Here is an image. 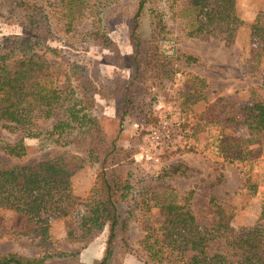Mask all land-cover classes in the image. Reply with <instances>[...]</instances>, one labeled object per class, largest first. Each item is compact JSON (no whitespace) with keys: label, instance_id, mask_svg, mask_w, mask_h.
<instances>
[{"label":"trees","instance_id":"obj_1","mask_svg":"<svg viewBox=\"0 0 264 264\" xmlns=\"http://www.w3.org/2000/svg\"><path fill=\"white\" fill-rule=\"evenodd\" d=\"M118 1L101 0L104 5ZM190 8L196 19L188 32L190 38L218 37L232 42L244 25L235 0H191ZM0 17L17 20L27 32L25 37L0 45V122L21 133L1 146L13 162L0 163V212L15 214L17 228L24 235L38 236L40 249L36 256L0 253V264H45L50 259L77 256L104 232L105 255L98 264H108L119 247L129 246L135 205L146 212L153 207L164 212L162 221L147 227L138 242L145 264H264V214L253 229L239 232L232 224L234 215L211 196L212 222L201 225L192 207L195 190L184 195V202L177 200L173 188L159 198L139 191L143 176L133 158L138 142L133 138L129 147L120 144L126 117L135 116L147 123L155 120L153 105L181 71V65H207L198 54L179 47L172 56L163 53L162 43L169 39L171 28L159 1L138 0L130 30L133 52L128 79L104 77L96 66L89 68L71 61L44 41L56 35L57 23L70 34L88 17L91 43L116 55L115 65L122 67L119 48L89 0H60L54 8L15 0L13 13L7 15L0 9ZM250 36L264 45V18L252 24ZM190 76L193 87L186 99L191 109L207 100L208 82ZM97 98L118 106L120 128L115 136L108 135L100 120ZM243 112L247 124L259 127L264 135V98L243 107ZM38 114L51 123L39 126ZM28 138L43 140L49 148L68 153L25 163ZM85 164L97 167V173L88 197L82 198L74 192L73 178ZM199 172L185 161H176L164 167L158 177L193 178ZM249 182L247 177L246 184ZM56 219L66 221V240L79 243L78 251H60L59 242L51 238L50 223ZM3 221L4 215H0V231Z\"/></svg>","mask_w":264,"mask_h":264},{"label":"rangeland","instance_id":"obj_2","mask_svg":"<svg viewBox=\"0 0 264 264\" xmlns=\"http://www.w3.org/2000/svg\"><path fill=\"white\" fill-rule=\"evenodd\" d=\"M25 1L54 8L60 0ZM89 1L100 12L106 33L117 44L123 58L122 67L115 65L116 55L91 43L87 35L91 29V19L88 17L83 18L70 34L61 28L62 23H57L56 35L44 41L71 61L89 68L96 66L104 77L113 79L119 75L128 79L133 52L130 30L138 0H120L110 5L102 4L101 0ZM156 1L160 2L171 28L169 39L162 43L163 53L172 56L179 47L198 54L207 65L180 66L181 71L159 93L153 105V122L147 123L135 116L126 117L120 144L129 147L133 138L138 142V151L133 157L143 176L138 189L159 198L165 190L173 188L177 200L181 202L185 201L182 198L186 193L195 190L192 201L195 217L199 224L207 226L213 217L210 198L215 196L222 207L234 215L232 224L237 231L251 230L264 214V135L259 127L247 124L243 107L251 105L258 98H264V45L250 36L252 24L258 18H264V0H235L237 14L244 25L239 28L232 42H225L218 37L202 39L188 36L196 21L194 11L190 8L191 0ZM14 2L0 0V9L9 15L13 13ZM89 9L88 6L87 14ZM144 33H148L147 28ZM26 34L17 20L10 22L0 17V45L25 37ZM190 74L208 82L205 91L207 100L193 105L191 109L186 99V94L193 87ZM95 104L99 108L100 120L104 115L107 116L103 123L108 135L115 136L120 128L119 117H114L118 106L116 103L107 104L100 98H97ZM163 122H168L171 134L157 142L152 139V133ZM36 123L45 127L51 120L38 114ZM20 134L0 122V163L13 162L4 155L1 146L16 140ZM46 143L39 139H26L25 163H35L42 158H54L61 153H68L60 148H49ZM70 152L74 153L72 150ZM176 161L187 162L198 169L199 174L193 178L160 179L158 176L164 167ZM96 173L97 167L85 164L73 178L75 194L87 198ZM247 177H250L249 184H246ZM253 186L254 190L251 188ZM150 205L154 206L155 202ZM133 209L128 234L129 246L119 247L108 264H145L138 242L147 227L162 221L164 212L159 207H153L150 212L136 205ZM0 215H4L3 229L0 231V253L18 252L25 256L40 254L38 236L24 235L17 228L18 219L15 214L0 212ZM66 227L64 219L51 221L50 236L59 242L60 251L73 253L81 245L66 240ZM106 239L107 233L104 232L79 255L50 259L45 264H98L105 255ZM215 247L221 249V246Z\"/></svg>","mask_w":264,"mask_h":264},{"label":"built area","instance_id":"obj_3","mask_svg":"<svg viewBox=\"0 0 264 264\" xmlns=\"http://www.w3.org/2000/svg\"><path fill=\"white\" fill-rule=\"evenodd\" d=\"M171 134V128L168 122H163L157 129L152 133V139L160 142L163 139L169 137Z\"/></svg>","mask_w":264,"mask_h":264},{"label":"crops","instance_id":"obj_4","mask_svg":"<svg viewBox=\"0 0 264 264\" xmlns=\"http://www.w3.org/2000/svg\"><path fill=\"white\" fill-rule=\"evenodd\" d=\"M119 117V114H118V111L116 110L115 111V113H114V117ZM105 117V118H104ZM107 118V116L106 115H104L103 117H101V122H102V124L104 125V123H103V119H106ZM104 127H105V125H104ZM75 177V176H74ZM89 191H90V189H89ZM75 192V191H74ZM77 195V194H76ZM78 196H80V197H82L81 195H78Z\"/></svg>","mask_w":264,"mask_h":264}]
</instances>
